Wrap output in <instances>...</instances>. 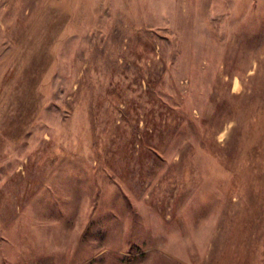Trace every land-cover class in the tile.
Here are the masks:
<instances>
[{
    "label": "rangeland",
    "instance_id": "obj_1",
    "mask_svg": "<svg viewBox=\"0 0 264 264\" xmlns=\"http://www.w3.org/2000/svg\"><path fill=\"white\" fill-rule=\"evenodd\" d=\"M0 264H264V0H0Z\"/></svg>",
    "mask_w": 264,
    "mask_h": 264
}]
</instances>
